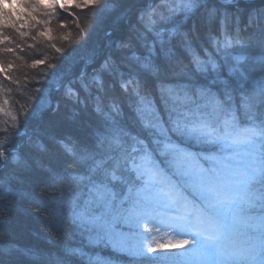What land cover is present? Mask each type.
Returning a JSON list of instances; mask_svg holds the SVG:
<instances>
[{
  "label": "snow or ice",
  "instance_id": "6c2138e0",
  "mask_svg": "<svg viewBox=\"0 0 264 264\" xmlns=\"http://www.w3.org/2000/svg\"><path fill=\"white\" fill-rule=\"evenodd\" d=\"M67 2L52 0V3H60L61 8ZM223 3L234 4L235 0H223ZM84 4L95 9L89 28L110 8L108 0H84ZM136 4L143 26V52H138L130 40L120 41L116 48L128 50L129 54L123 55L119 62L111 55L106 56L92 77L98 93L106 90L103 74H107L112 77L113 87L118 83L125 93L135 97V103L130 105L133 119L130 122L122 119V109L115 100L108 105L107 111L98 103L96 112L100 121L92 142L82 145L79 150L66 146L72 156L71 162L63 172L49 170L48 179L62 192L73 191L77 183L87 179L93 199L108 207L117 199L116 184L127 183L129 177L142 182L145 187H159L176 207V214L166 226L182 235H191V241L183 242L191 248L175 257L148 256L157 249L146 245L144 242L148 237L140 233L141 244L129 252L146 258L148 264H264V76L250 82L257 68L264 73V8L248 12L247 27L260 29L255 43L261 52L252 56L244 50L251 46L254 34L244 35L246 28L242 29L239 23V5L236 12H229L227 8L210 5L209 0H136ZM201 9L209 30L210 48L198 51L193 45L192 30H185L183 25ZM5 22L0 14V27ZM148 34H151L150 40ZM177 45L191 58L197 72L218 74L213 81L220 86L217 91L204 87L192 91L186 86H173L163 81L165 72L181 62ZM222 68L227 69L226 76L221 73ZM153 82L169 104L170 128L162 127V121L152 111L150 88ZM92 84L82 78L81 87L85 91H89ZM66 96L69 99L75 96L79 101L78 93L71 87ZM240 114L244 117L243 122ZM173 136L220 147L222 155L211 157L216 162L213 169H200L210 207L215 210L213 213L198 214L193 218L178 194L171 188L166 189L164 177L155 163V154L173 161H187L192 155ZM10 143V139L0 141V166L8 160ZM13 159L18 157L13 156ZM75 166L86 170L85 173L76 171ZM128 191L131 193L132 188ZM15 194L14 189L0 188V202L12 203L9 197ZM257 206L261 208V214L249 219L252 221L250 226L258 233L259 243L239 253L225 249L222 245L226 231L223 220L229 214L234 219L237 210L247 213ZM36 211L40 212V207ZM99 219H90L89 223H97ZM125 219L139 226L142 220L156 222L157 216L152 202L144 198L143 202L138 200L134 204ZM10 252L7 248L0 249L2 255H10ZM0 264H5L3 259Z\"/></svg>",
  "mask_w": 264,
  "mask_h": 264
},
{
  "label": "trees",
  "instance_id": "16d2710c",
  "mask_svg": "<svg viewBox=\"0 0 264 264\" xmlns=\"http://www.w3.org/2000/svg\"><path fill=\"white\" fill-rule=\"evenodd\" d=\"M108 2L110 8L99 15L91 28L89 24L93 23L94 7H56L47 25L50 31L58 27L62 31L57 32L62 33L61 38L57 36L56 40H42L41 36L32 35V30L21 43V50L15 51V70L13 65L7 69L0 57V97L3 104L4 100H9L5 103L8 117L0 116V141L10 139L8 147L16 149L0 167V188L8 187L16 193L9 197L12 203L0 202V249L11 250L10 255L0 254L5 264H103L104 261L119 258L104 240L103 229L98 222L89 223L90 219L100 218L108 210L113 211V206L104 208L103 204L93 199L87 179L77 183L73 191L63 192L48 179L49 170L63 172L71 162L72 156L66 146L79 150L82 145L92 142L100 121L96 112L98 103L107 111L108 105L115 100L122 109V119L125 122L133 119L130 105L135 103V97L125 93L118 83L113 87L112 77L103 74L107 84L102 93H98L92 84V77L106 56L111 55L119 62L123 55L129 54L128 50L116 48L118 42L130 40L138 52H143V26L139 21L136 0ZM209 4L227 8L229 12H236L239 5V23L242 29L246 28L244 35L254 34L251 46L244 51L252 56L260 55L261 50L255 43L260 29L247 27V23L248 12L264 8V0H235L234 4L209 0ZM36 10L23 11L20 20L29 24L30 29L35 27L32 21ZM203 15L201 9L183 25L185 30H192L193 45L198 51L210 48L209 30ZM11 24L5 22V27H0L2 39H8L3 42L4 46H0V53L7 52L13 46L9 35L14 30ZM18 28L19 31L23 29L20 24ZM148 39H151V34H148ZM7 43H10L9 47H5ZM176 52L181 62L165 72L162 79L166 84L186 86L192 91L199 87L217 91L220 86L213 83L217 73L197 72L191 58L179 45ZM85 61L91 62L82 72ZM223 62L221 57L220 63ZM50 65L56 67L50 68ZM220 71L226 76V68ZM261 76L264 73L257 68L250 82ZM82 78L92 84L89 91L81 87ZM62 80L63 83L56 86ZM69 87L78 93L79 101L75 96L71 99L66 96ZM150 98L152 111L162 121V127L170 128L169 104L161 97L154 82L150 88ZM10 114L13 119L9 117ZM240 116L243 122L244 117L242 114ZM62 130H67L64 138L60 136ZM17 131L19 135H16ZM172 138L188 152L201 157H207L218 148L216 145L183 141L175 136ZM13 156L18 159L14 160ZM155 158L169 167L172 174L177 173L175 161L170 157L156 153ZM75 170L82 174L86 171L78 166H75ZM136 182L129 177L127 183H117L114 188L117 197ZM37 207H40V212L36 211Z\"/></svg>",
  "mask_w": 264,
  "mask_h": 264
},
{
  "label": "rangeland",
  "instance_id": "374dc122",
  "mask_svg": "<svg viewBox=\"0 0 264 264\" xmlns=\"http://www.w3.org/2000/svg\"><path fill=\"white\" fill-rule=\"evenodd\" d=\"M77 4L86 6L84 0H68L64 7L77 6ZM56 7H60V3H52V0H42L40 3H37L36 0H0V14L3 15L6 22L16 25L14 30L11 31V34H9L11 35L10 39L13 46L8 49V51L6 50L7 52L3 50L2 52L4 53H0L1 60L7 65V69L14 64L16 60L15 51L21 50V43H23L26 36L29 35L32 30H34L32 35L36 34L41 36L42 40L50 41L56 40L57 36L59 38L62 37V33H57L62 32L58 27H55L53 31L48 30V20H50V15ZM28 9H37L33 13L34 19L32 21V24H34L32 26L35 27L31 29L28 27L29 24L20 21L23 18V11L28 12ZM18 24L23 28L20 29V31ZM62 30L64 31V29ZM41 33H44V35H41ZM4 38L5 39H2L0 35V46H4L3 42L8 40L6 37ZM9 44L10 43H7L5 47H9ZM7 102H9L8 99L4 100L3 104L1 99L0 116L8 117L6 116L8 110L5 108V103ZM9 117L13 119L11 114ZM65 134H67V130H62V132H60V136L63 138ZM189 153L192 154L191 159L187 161H175V166L177 168L176 174H171L164 168H161L156 160L155 163L164 177L166 189L171 188L177 193L182 204L186 206L187 210L191 212L193 218H195L198 214L207 215L215 211L210 207L211 201L206 191L205 182L200 175V169H213L216 162L211 159V157L222 155V153L219 146L216 152L206 155L207 157H201L192 152ZM129 187L132 188L131 193H129V191H123L122 196L117 197L114 202L113 211L110 212L108 210L105 214L106 218L101 216L98 221V225L103 229L102 236L110 247L116 252H119V254L124 253L127 256V254H130L129 249L141 244V236L139 234L143 233L148 237L147 241L144 243L157 249L155 253L149 252L148 256L160 255L175 257L185 254L187 250H190L191 245L184 244L183 242L186 240L191 241L192 236L188 234L182 235L173 227L166 226L170 223V219L176 214V207L163 194V191L159 187H145L142 182L138 181ZM144 198L152 202L155 215L157 216L156 222L152 220H142L139 226H137L131 221H126L125 217L129 215V210L138 200L143 202ZM103 207L106 208L107 206L103 205ZM261 212V208L257 206L248 210L247 213H242L237 210L234 219L233 216L229 214L227 218L223 220V223L226 225V231L222 240L223 247L230 252L239 253L252 244L259 243L258 233L250 226L252 221L249 217H258ZM160 221L164 223L162 224ZM149 229H152V231L149 232ZM161 245H163V247H160ZM103 264H148V262L144 257L132 255L131 261L126 263L107 260L104 261Z\"/></svg>",
  "mask_w": 264,
  "mask_h": 264
},
{
  "label": "water",
  "instance_id": "95a60500",
  "mask_svg": "<svg viewBox=\"0 0 264 264\" xmlns=\"http://www.w3.org/2000/svg\"><path fill=\"white\" fill-rule=\"evenodd\" d=\"M87 63V62H86ZM83 68H85V66H83Z\"/></svg>",
  "mask_w": 264,
  "mask_h": 264
}]
</instances>
